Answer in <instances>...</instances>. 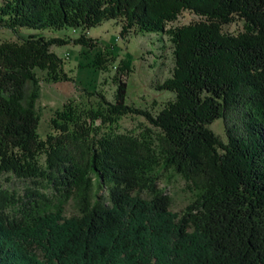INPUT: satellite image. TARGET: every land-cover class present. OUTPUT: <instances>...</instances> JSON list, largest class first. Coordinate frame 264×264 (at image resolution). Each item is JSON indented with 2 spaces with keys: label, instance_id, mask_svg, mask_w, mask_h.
Listing matches in <instances>:
<instances>
[{
  "label": "trees",
  "instance_id": "1",
  "mask_svg": "<svg viewBox=\"0 0 264 264\" xmlns=\"http://www.w3.org/2000/svg\"><path fill=\"white\" fill-rule=\"evenodd\" d=\"M183 10L199 19L167 27ZM109 19L122 37L170 36L174 67L159 88L174 98L153 115L117 78L108 114L143 115L156 137L107 134L79 156L87 121L74 108L52 119L59 135L39 136L35 69L72 79L52 46L94 48L89 29ZM237 19L243 30H224ZM0 27L28 30L0 42V175L34 185L0 187V264H264V0H0ZM65 27L79 34H43ZM218 118L226 139L210 127ZM165 168L197 186L181 212L157 185Z\"/></svg>",
  "mask_w": 264,
  "mask_h": 264
},
{
  "label": "rangeland",
  "instance_id": "2",
  "mask_svg": "<svg viewBox=\"0 0 264 264\" xmlns=\"http://www.w3.org/2000/svg\"><path fill=\"white\" fill-rule=\"evenodd\" d=\"M197 19L199 17L194 12L183 10L175 21L168 23L167 27L180 26ZM243 27V21L237 19L224 25V30L237 33L243 30ZM120 29L118 21L109 19L89 29L88 34L97 39V46L94 48H87L74 42L52 46V50L62 57L63 69L71 76L70 80H48L46 70L35 69L40 79L36 108L40 116L37 131L41 138H46L48 134L59 135V131H56L52 124V119L57 116V112H62L68 106L81 113L87 121V132L83 134L85 138H79L74 144V150L79 156L87 151V142L96 141L107 134L156 137V134H151L155 132V128L145 116L109 115L107 109L109 103L115 99L117 78L127 83V102L144 108L153 115L157 114L168 100L173 99V92L159 88V84L171 75L174 67L173 44L166 33H130L122 37ZM27 32L26 29L14 31L0 27V42L17 40ZM43 34L47 37H76L79 30L65 27L55 32L45 30ZM96 52H100L104 59L101 68L96 67L93 62ZM127 52L132 54V63L128 70L124 66ZM86 110L91 111L87 113ZM210 127L222 139H226L222 118L214 120ZM47 185L45 182L44 191L51 195L54 189L51 185L46 188ZM157 185L171 197L170 208L176 212L184 209L197 190L193 181L169 168L160 170ZM0 187L23 195L26 187L34 185L29 180L5 173L0 175ZM98 194L105 195L106 191L101 189ZM142 195L148 194L144 191ZM76 211L77 208L72 201L63 206V213L67 216Z\"/></svg>",
  "mask_w": 264,
  "mask_h": 264
}]
</instances>
